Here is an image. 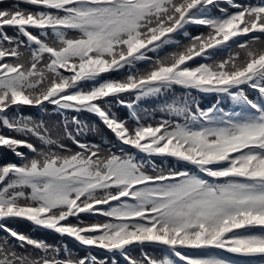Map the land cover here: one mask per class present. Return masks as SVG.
<instances>
[{"label":"snow or ice","instance_id":"1","mask_svg":"<svg viewBox=\"0 0 264 264\" xmlns=\"http://www.w3.org/2000/svg\"><path fill=\"white\" fill-rule=\"evenodd\" d=\"M3 3L0 148L20 162L0 163V231L6 233L0 264H109L94 255L57 259V249L9 227L15 219L119 254L126 264H264V0H225L224 7L221 0ZM189 25L208 31L192 36ZM181 33L189 40L182 49L149 55L180 48ZM238 41L239 51L213 60ZM141 62L149 68L138 70ZM125 69L122 79L103 78ZM175 86L219 99L207 108L187 97L166 102L160 111L169 118L157 121L140 114L142 101ZM224 98L239 110L226 111ZM113 102L129 110L132 123L112 111ZM46 104L94 114L142 158L82 141L87 125L77 115L60 133L79 149L73 151L43 121L15 111ZM156 158L185 167L158 169ZM81 214L106 220L70 222ZM149 244L165 246L169 255L142 261L129 255L131 247Z\"/></svg>","mask_w":264,"mask_h":264},{"label":"trees","instance_id":"2","mask_svg":"<svg viewBox=\"0 0 264 264\" xmlns=\"http://www.w3.org/2000/svg\"><path fill=\"white\" fill-rule=\"evenodd\" d=\"M15 0H4V3L2 6L7 7L14 3ZM242 2H251L256 3L258 0H242ZM221 6H227L225 3V0H221ZM21 7H25V5H21ZM231 10V9H230ZM213 14H218L216 10H213ZM10 33L12 32L11 29L8 30ZM186 31L190 33V35L195 36L199 33H207L208 29L205 27H199V26H190L186 28ZM176 40L180 41V48H177L175 45L165 46L162 48L159 53H151L153 55V59L157 57H164L169 55L170 53L179 51L183 48L184 45H187L189 43V40L185 37H183V34L175 37ZM264 40V37L261 38ZM237 43H233L231 47H228L226 49L219 50L216 55L213 57V60L219 61L222 59H226L230 54H233L237 51H239ZM213 60H209L207 63H212ZM149 63L141 62L137 65V69L140 71H144L147 68H149ZM127 74V70H123L120 72H112L108 75L103 76L104 79H122ZM91 83L85 85V87H91ZM250 97L255 98L256 93L252 90L248 89ZM216 96V95H215ZM209 96L205 97L199 94L194 93L193 91L191 93H187L184 89H182L179 86H175L172 90L169 92L162 94L158 98H149L145 101H142L139 105V111L142 116H145L146 118H149L151 121H157L160 119H167L169 118L166 113H162L160 111V108L162 105L166 102L170 103L172 100H179L182 97L190 98V101L196 102L199 100L202 104V108H207L212 106L216 103L217 96ZM126 99L130 100L134 97L131 96H125ZM221 107H224L226 111L231 110H239L234 105H232L231 101L227 98L222 99ZM19 114L31 117L33 120L40 122L43 121L44 124L49 128L51 135L53 138H57L60 136V133L63 129L64 123L67 120L69 123L71 122L72 116L77 115L79 119L82 121L83 124L87 125V130L81 134H79V138L86 142V143H96L101 146L102 149L112 152L119 153L120 148L123 147L125 151L133 152L135 153V150L129 148L128 146L121 145L114 137V135L101 123L99 118L95 116L94 114L82 112V113H73V112H56L53 110V107L51 105H45L44 108L39 109V107H29V106H23L22 108L15 110ZM112 111H114L121 119H128L130 123H132L131 118L128 116V112L126 108L120 107L118 104L113 102ZM182 122V120H181ZM6 131V130H5ZM72 131L75 133V126L72 127ZM62 141L73 151L79 150L75 144H73L70 140L67 139L65 136H60ZM31 142L35 144H39V141H37L34 137L30 138ZM21 151L25 152L28 155H31L28 153V150L25 148H21ZM138 158H142L143 154L135 153ZM6 162H16L19 163V158L13 155L11 151H9L6 148H0V163H6ZM155 163L159 168H177V169H183L185 166L183 164H178L175 160L169 159V160H161L160 158H156ZM189 170H193L189 168ZM106 218L99 217V216H86L81 215L80 220L78 221L76 218H71L70 222L73 224H77L80 221L85 222H104ZM8 226L14 228L18 232H21L25 235L30 236L33 239L36 240H42L49 245H51L54 249H57L58 251L54 253L56 255L57 259H78L84 256H92V250L86 249L82 247L76 240H74L71 237L68 236H62L55 231L45 229V228H36L31 222L24 220V219H15L8 221ZM6 236V233L3 231H0V238H3ZM13 245H16L15 241H11ZM17 250L24 252L26 254H32V255H39L40 253L37 250H34L30 246H26L25 248L21 249L17 245ZM145 250L148 253V256L156 259H162L164 256L169 255L168 251L165 247L159 246L156 244H149L145 245L144 247L140 246H134L129 250V255L133 256L136 260L142 261L144 257L141 254V251ZM94 256H96L98 259H104L109 261V264H111V261L115 259L117 261V264H126V260L124 257L117 254L116 256H113L112 254H104L98 251L93 252Z\"/></svg>","mask_w":264,"mask_h":264}]
</instances>
